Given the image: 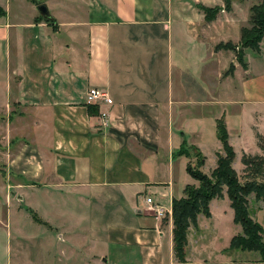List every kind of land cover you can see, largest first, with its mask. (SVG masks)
Returning a JSON list of instances; mask_svg holds the SVG:
<instances>
[{
  "label": "crops",
  "instance_id": "0c3cea01",
  "mask_svg": "<svg viewBox=\"0 0 264 264\" xmlns=\"http://www.w3.org/2000/svg\"><path fill=\"white\" fill-rule=\"evenodd\" d=\"M202 7L220 10L207 22ZM227 15L220 0H0V199L22 208L0 220L3 247L20 248L33 222L48 241L105 249L66 264H235L192 252L188 238L179 262L171 220L189 183L185 142L215 158L218 119L233 149L251 127L264 136V53L244 49L243 68L220 46L239 49ZM90 89L109 101L86 103Z\"/></svg>",
  "mask_w": 264,
  "mask_h": 264
},
{
  "label": "rangeland",
  "instance_id": "374dc122",
  "mask_svg": "<svg viewBox=\"0 0 264 264\" xmlns=\"http://www.w3.org/2000/svg\"><path fill=\"white\" fill-rule=\"evenodd\" d=\"M222 5L223 1L220 0ZM262 0H233L231 11L227 12L229 15H227V18L229 21L234 23V26L237 31L239 27H250V8L253 5H257ZM225 15V14H221ZM233 31V34L234 32ZM239 47V46H238ZM259 49H262V53H264V39L259 43ZM256 51V50H253ZM259 51V50H258ZM235 53V52H234ZM263 56V54H261ZM176 59V54L174 53L173 58ZM194 59L189 61V58H182L179 61V65H176L181 71L182 69L187 72L188 75L192 76L194 74L192 67H190L193 63ZM264 63V58H263ZM181 64L183 65L181 67ZM178 73V71H177ZM176 70L174 69V78L176 79ZM181 74V73H180ZM192 96V95H189ZM190 99L189 101H191ZM192 110L197 111L199 110V106L196 104H190L189 106ZM213 110V108L206 107L205 110ZM222 121L225 125L224 120L218 119ZM217 120V121H218ZM256 119L251 120L252 125H255ZM216 121V122H217ZM215 122V124H216ZM226 128V126H225ZM209 129V127H208ZM207 129V130H208ZM257 128L251 127L249 132H253L252 137L249 135V137L246 138V141L239 146H236V149H233V146L230 144L229 141V135L227 133V142L232 148L234 152V159L232 161V169L235 171V173L238 176V179L240 182H245V174L243 172L244 166L241 164V158L243 154L255 156V155H262V150L260 149V146L258 142H260V138L264 142V136L257 134ZM216 130V125H215ZM227 131V130H226ZM217 132V131H216ZM206 138L209 140V133L206 132ZM264 133V129H263ZM260 136L259 141L256 136ZM264 135V134H263ZM217 136V134H216ZM235 137V133H233V138ZM218 139V138H217ZM185 145L188 148L189 145L185 142ZM219 148L214 156L215 158H210L206 160L205 157L202 155L198 156L197 150H193L192 153L186 154L184 152L182 154V148H179L178 155L185 156L186 160V167L187 165H191L193 170H195L198 174H203L206 177L210 178L213 170L216 168V162L218 157H224L225 153L223 151V147L221 142L219 141ZM189 151V150H187ZM202 158L204 159V163L198 164ZM187 178L189 180L188 185L194 186L195 188L199 187V182L190 176L187 175ZM181 182L182 181V175H181ZM3 187V186H1ZM186 187V186H185ZM184 187V188H185ZM184 190V189H183ZM0 196H2V193L0 192ZM3 197V196H2ZM186 196L184 192L181 195V198L179 199H185ZM177 199V200H179ZM211 205H209L210 210V218H206L203 215L198 216V227L197 230H201L200 232L196 229L190 228L188 239H189V248L192 249V252L195 251L196 253L200 254L203 258L209 259H219L221 258V254H226L233 263L235 264H264L259 263V256L257 253L254 252H241V251H227L226 247H228L229 240L231 237L237 235L240 233L241 229L238 225H235L232 221V209L230 207V202L226 196V189H223V199H214L211 202ZM23 209L25 208L24 205ZM211 206V207H210ZM21 205H19L18 201L16 200V196H13L10 199V202L5 199H0V220L6 218V214L9 210L13 211H19L21 210ZM151 210V208H150ZM162 212V215L164 214V210L159 209ZM248 210L250 217L256 221L263 230V241H264V205L261 201H257L254 198V195H251L248 198ZM172 212V209H171ZM30 215H32L31 212H27ZM157 215V216H162ZM172 220V216H171ZM33 224V225H32ZM173 224V222H172ZM16 226H12L11 231V239L17 238V233L14 232V228ZM173 229V227H172ZM24 235L20 236V239H22V246L20 248L13 247L11 248H5L3 247L5 241L8 239L6 236V232L2 229L0 230V264H66L65 262L71 261L72 258L75 257V252L79 253L76 255V257H80L81 254H85L90 250V254H95L96 256H99L101 252H103L104 248H96V249H87V248H73L71 247H65V245L61 244L56 236L54 234L51 235V240H47L45 237L43 238L42 235L45 234L44 229H42V226L35 225L33 222H28L24 226L23 230ZM26 234V235H25ZM42 236V238H41ZM15 237V238H14ZM42 244L44 246H42ZM41 245V246H40ZM216 256V257H215ZM220 256V257H218ZM223 256V255H222ZM208 257V258H207ZM228 261V260H227ZM75 263L80 264V262H77L75 259Z\"/></svg>",
  "mask_w": 264,
  "mask_h": 264
},
{
  "label": "trees",
  "instance_id": "16d2710c",
  "mask_svg": "<svg viewBox=\"0 0 264 264\" xmlns=\"http://www.w3.org/2000/svg\"><path fill=\"white\" fill-rule=\"evenodd\" d=\"M223 10L231 11L233 0H222ZM241 1V0H239ZM205 20L210 22L219 12L217 9H208L202 7ZM48 19V17H45ZM250 27H242L240 30L239 49H236L231 44L220 45L222 48H229L235 52V58L243 68V50L250 48L259 50V43L264 39V0L250 8ZM232 68V67H231ZM216 134L221 142L224 157H218L216 168L213 170L211 177L208 178L203 174H198L191 165H187V174L199 182V187L187 185L183 192L185 199H174L172 201V237L173 251L179 262L185 260V247L187 245V234L190 228L197 230V217L203 215L210 218L209 205L214 199H223V189H226V196L230 202V207L233 211V223L241 229L240 233L233 236L230 240L228 250L241 252H254L259 256V263L264 262V241L263 230L261 226L254 221L248 210V198L254 195L255 200L261 201L264 205V142L260 136L258 142L262 155H245L241 158V164L244 166L243 172L246 181L240 182L237 174L232 169V161L234 152L227 142V131L222 121L216 122ZM182 148V154L187 151V148ZM198 156L201 153L197 151ZM204 159L198 163L203 164Z\"/></svg>",
  "mask_w": 264,
  "mask_h": 264
},
{
  "label": "built area",
  "instance_id": "2783aa9c",
  "mask_svg": "<svg viewBox=\"0 0 264 264\" xmlns=\"http://www.w3.org/2000/svg\"><path fill=\"white\" fill-rule=\"evenodd\" d=\"M86 103L88 104H93L99 101H103L105 103H107L109 101L108 99V95L104 90L101 89H90L88 90V92L86 93ZM106 113H101V118L104 121V125H106L107 121L106 120ZM146 203L149 204L151 206V210L155 211L156 215H162V212L159 210L158 207H153L152 205V200L150 198L146 199Z\"/></svg>",
  "mask_w": 264,
  "mask_h": 264
},
{
  "label": "water",
  "instance_id": "95a60500",
  "mask_svg": "<svg viewBox=\"0 0 264 264\" xmlns=\"http://www.w3.org/2000/svg\"><path fill=\"white\" fill-rule=\"evenodd\" d=\"M31 1H37V0H31ZM37 11L45 16V17H48L49 16V11H48V8L45 4H39L37 5Z\"/></svg>",
  "mask_w": 264,
  "mask_h": 264
}]
</instances>
